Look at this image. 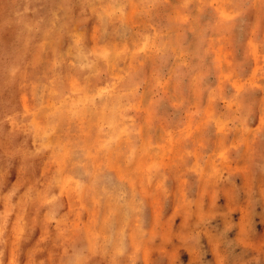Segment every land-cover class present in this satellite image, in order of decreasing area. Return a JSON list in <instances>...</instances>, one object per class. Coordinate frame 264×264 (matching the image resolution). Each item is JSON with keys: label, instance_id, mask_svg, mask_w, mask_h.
<instances>
[{"label": "rangeland", "instance_id": "rangeland-1", "mask_svg": "<svg viewBox=\"0 0 264 264\" xmlns=\"http://www.w3.org/2000/svg\"><path fill=\"white\" fill-rule=\"evenodd\" d=\"M0 264H264V0H0Z\"/></svg>", "mask_w": 264, "mask_h": 264}]
</instances>
